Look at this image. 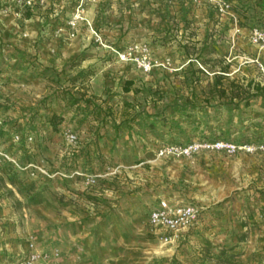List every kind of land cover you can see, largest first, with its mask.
I'll return each instance as SVG.
<instances>
[{
    "label": "rangeland",
    "instance_id": "obj_1",
    "mask_svg": "<svg viewBox=\"0 0 264 264\" xmlns=\"http://www.w3.org/2000/svg\"><path fill=\"white\" fill-rule=\"evenodd\" d=\"M28 1L0 0V41L48 66L29 73L0 52V141L14 149L13 120L31 124V160L47 172L20 176L0 161V264H17L30 239L58 264H264V97L235 106L218 90L259 81L249 30L264 9L253 0L224 10L222 0H84L91 24L67 37L80 0ZM145 55L150 71L137 60ZM83 93L95 104L71 103ZM49 107L64 115L57 130ZM195 141L203 145L190 155L162 152ZM161 197L203 208L185 240L167 243L146 225Z\"/></svg>",
    "mask_w": 264,
    "mask_h": 264
},
{
    "label": "built area",
    "instance_id": "obj_2",
    "mask_svg": "<svg viewBox=\"0 0 264 264\" xmlns=\"http://www.w3.org/2000/svg\"><path fill=\"white\" fill-rule=\"evenodd\" d=\"M46 0H37L40 4H44ZM32 4V1H28ZM225 0H222L220 4L221 9L224 10L225 7L229 6ZM89 21L86 12H85V2L84 0L78 1V4L74 8L72 14L69 19H67V33L65 35L67 37H74L77 35L79 26L81 23ZM63 29L61 27H57L54 29L55 35L61 36ZM27 34V33H24ZM96 40L103 42V37L99 32L95 29L92 35ZM249 40L251 43L256 45L257 47L264 49V24L263 25H255L249 30ZM120 53L121 51L117 49ZM122 57L128 60L129 58L134 57V47L131 46L128 49L123 50L121 53ZM139 60L140 65L143 67L144 71H150L152 69V61L148 56H142L137 58ZM252 61H256L260 78L258 79L262 85H264V62L259 58L252 59ZM0 81V88H1ZM0 124H2V120H0ZM13 141L16 144L15 148L12 149L8 147L6 144L0 141V161H5L10 163L17 169L21 170H31L32 174L35 173L34 169L42 170L47 172L41 166L36 164L34 161L26 159L23 161V155L28 152H32L31 155L35 154L36 149L34 147H30L31 143L35 140V135L33 131L24 132L23 128L17 126L13 130ZM67 139L69 143H75L78 141L77 134L73 131L67 133ZM203 143L201 142H193L188 145H172L169 148L163 149L176 152L184 155H190L196 150H198ZM232 148H237L236 144H231ZM20 153H19V152ZM202 207L198 204L194 203H184L182 201H174L167 197H161L157 204L151 207L148 216V225L151 226V230L161 233L160 237L167 243L173 242H181L184 238L185 234H187L193 227H195L200 221L199 217L202 213ZM17 264H58L57 263V252L49 251L39 248L36 242L32 239L28 240L26 243V249H23L17 259Z\"/></svg>",
    "mask_w": 264,
    "mask_h": 264
},
{
    "label": "trees",
    "instance_id": "obj_3",
    "mask_svg": "<svg viewBox=\"0 0 264 264\" xmlns=\"http://www.w3.org/2000/svg\"><path fill=\"white\" fill-rule=\"evenodd\" d=\"M225 1L229 4H231L232 2L241 3L244 0H225ZM253 6L255 8H258V9H264V0H253ZM27 15L29 17L31 15V12H29ZM263 20H264V18H263ZM263 24H264V21H262V19H261L260 21L252 23L250 28H252L255 25H263ZM0 43H1V41H0ZM9 46L10 45H8L6 43H1L0 44V52H3L7 49V50H10L12 52V54L16 55L19 58V61H18L19 65L14 63L13 64L14 66H22V67L25 66L26 71L29 73L35 72V71L36 72L37 71H43L48 66V64L45 63L44 61H42V59L39 56H37L36 53H33L32 55L26 56L24 54L25 51H23L21 46H16V45L15 46L13 45L11 47H9ZM1 59H2V64H3V62L5 63L4 54L0 55V60ZM227 69H228V65H225L221 70L227 71ZM222 77H223V75L218 76V78H217L218 84H221ZM55 80H56V82L57 81L62 82V79H55ZM133 83H134L133 79H127L124 86H123L124 90L130 91L131 90L130 86ZM136 90H138V89H136ZM218 90L221 91L220 95H222V96L227 95L230 102L235 104V106H239L242 102H244L245 104H249L251 98L256 97V96L264 97V85H262L261 82L256 81L253 78L248 79L247 83H241L240 81L233 79L230 82V87H223V88L220 87ZM61 91L63 92V90H61V89L57 90L58 93H60ZM70 96H71V99H70L71 103H73V104H79L80 105V100H83V99L85 101L91 103L92 105L95 104L94 100L92 98L85 97L84 93L80 96V98L74 97L73 95H70ZM65 97H66V95H65ZM49 109H50V113L47 114L48 123L51 125L53 130H57L58 126H59V122H61L63 120L64 115L62 113L56 111L55 109H53V107H49ZM33 112H34L33 113L34 116H36V113L38 112L37 108H33ZM12 123H13V125L18 124L17 126L20 125V127L23 128L24 132L34 130V126H31V124L30 125H25V124L23 125V122L22 121L18 122L17 119H14ZM37 140H38V137L36 136V141ZM38 152L39 151L36 149L35 154L31 155L32 152L27 151V153H25L23 155V159H24L23 161H25L26 159H30V160L34 159L35 157H37ZM5 163H6L5 166L8 169L7 171H9V172L19 174L20 176H22L26 173L29 176H31V174H32L31 170L17 169L14 166H12L10 163H8V162H5ZM35 172H38V170H35ZM154 205H155V203L151 207H153ZM151 207L148 211V215H147V218L145 221L146 225H148V216H149V212L151 210ZM203 215H204V213H201L202 217H203ZM187 234H185L182 241L185 240V238L187 237Z\"/></svg>",
    "mask_w": 264,
    "mask_h": 264
},
{
    "label": "crops",
    "instance_id": "obj_4",
    "mask_svg": "<svg viewBox=\"0 0 264 264\" xmlns=\"http://www.w3.org/2000/svg\"><path fill=\"white\" fill-rule=\"evenodd\" d=\"M74 45H75V43H74ZM256 49H258V48L256 47ZM257 53H258V54H257ZM256 56H258V58H259L261 61H264V49H260V50H258V51L256 52V54H254L253 57H256Z\"/></svg>",
    "mask_w": 264,
    "mask_h": 264
}]
</instances>
